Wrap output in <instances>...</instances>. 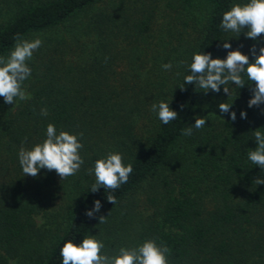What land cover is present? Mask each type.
Segmentation results:
<instances>
[{"label":"trees","instance_id":"trees-1","mask_svg":"<svg viewBox=\"0 0 264 264\" xmlns=\"http://www.w3.org/2000/svg\"><path fill=\"white\" fill-rule=\"evenodd\" d=\"M162 1L0 0V56L17 33L42 39L23 84L31 99L0 97V264H62L63 244L91 235L109 255L155 239L171 249L168 264H264V184L253 183L264 171L248 159L255 129L264 132V104L248 106L254 84L230 83L229 98L223 86L204 93L184 84L195 53L226 58L229 39L254 59L264 34L257 42L220 27L223 13L246 0ZM161 100L178 112L169 124L151 111ZM221 102L233 103L228 113ZM197 115L205 126L184 136ZM49 123L83 133L84 164L63 180L47 169L24 176L19 164L21 146L42 142ZM110 151L133 171L114 191L90 192L88 170ZM48 213L53 223L63 216L55 233L37 224Z\"/></svg>","mask_w":264,"mask_h":264},{"label":"clouds","instance_id":"clouds-1","mask_svg":"<svg viewBox=\"0 0 264 264\" xmlns=\"http://www.w3.org/2000/svg\"><path fill=\"white\" fill-rule=\"evenodd\" d=\"M220 27L226 32H243L247 38L259 42L264 34V0H246L245 3H236L230 10L223 13ZM14 48L7 56H0V97L4 103L14 104L17 98L20 101L31 99L23 84L31 76L32 69L28 64L33 54L42 46V39L36 37L27 39L19 33L14 36ZM224 49H228L226 58H213L211 52L195 53L191 63L188 65L189 75L184 76V84L195 85V89L208 93L209 90L219 93L221 86L223 92L231 96L228 85L234 84L239 88L246 84L254 87L251 89L252 96L248 106H260L264 104V45L257 51V45L251 47L254 59H250L240 48L232 50L229 39L224 40ZM181 61L180 64H184ZM166 71L172 70V63L161 66ZM177 75L181 73L177 72ZM247 81V83H246ZM179 88L186 90L181 85ZM233 103H219L221 113H228ZM151 111L156 113L163 124H169L177 119L178 112L170 107L169 102L163 100L152 103ZM41 116H47L46 108L40 110ZM241 118H247V112H241ZM231 120H236V112H231ZM206 124L204 116L197 115L195 123L182 130L184 136H191L193 128L202 129ZM255 129L253 135L257 146L249 151L248 159L258 165L264 171V132ZM83 133H70L60 130L49 123L46 129V138L33 145L31 148L21 146L18 159L24 176L37 177L41 169L55 171L61 180L74 176L84 164L80 154L83 143L80 137ZM27 138L24 142L26 143ZM133 166L129 163L125 166L122 154L119 152H108L105 157L97 159L93 168L88 170L89 175L95 176V182L91 185L90 192H97L101 187L107 190H116L125 184ZM257 186L264 184V177L253 181ZM108 202L113 205L117 203L114 195H106ZM101 201L95 200L94 208L86 212L88 217H93L101 209ZM107 215L99 216V224L106 223ZM104 243L95 235L85 236L79 244L69 239L60 249L62 264H168V255L171 249L166 244H157L155 239H147L142 244L128 248L121 247L112 255L102 253Z\"/></svg>","mask_w":264,"mask_h":264},{"label":"rangeland","instance_id":"rangeland-1","mask_svg":"<svg viewBox=\"0 0 264 264\" xmlns=\"http://www.w3.org/2000/svg\"><path fill=\"white\" fill-rule=\"evenodd\" d=\"M166 0L162 1L165 2ZM38 226H42V230L46 229H53V233L56 231H59V227L61 228L62 222H63V216L60 218V220L57 223H53V218L50 213L48 214H41L36 217ZM10 264H19L16 262V260H13L10 262Z\"/></svg>","mask_w":264,"mask_h":264}]
</instances>
